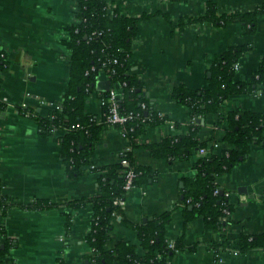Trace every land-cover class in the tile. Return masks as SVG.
<instances>
[{
  "label": "crops",
  "instance_id": "1",
  "mask_svg": "<svg viewBox=\"0 0 264 264\" xmlns=\"http://www.w3.org/2000/svg\"><path fill=\"white\" fill-rule=\"evenodd\" d=\"M78 0H0V49L8 68L0 72V98L8 105L0 114V180L3 193L16 205L34 200H49L56 208L28 211L19 207L0 214V242L8 239L15 246L3 256L6 264H87L92 250L86 243L91 231L92 207L71 208L73 200L97 195L99 173L94 170L119 162V155L129 147L128 140L116 127L108 126L92 156L91 165L77 179L68 177L60 156L59 136H41L33 117L19 113L27 109L34 117H46L50 104L58 105L69 81L70 51L64 42L67 28L76 25ZM217 15L252 13L264 6V0H215ZM109 13L139 18L149 16L138 25L132 41L127 73L141 84L140 90L152 107L163 115L156 127L142 126L139 147L132 153L137 165L149 167L152 180L133 188L124 198L121 215L111 218L112 249L119 241L138 244L134 228L127 227L122 217L140 226L169 211L180 199L183 179L194 175V163L201 157L196 152L189 161L168 162L152 158L143 145L157 144L165 137L185 136L192 121L183 105L171 98L172 90L184 85L200 90L207 87L210 65L226 50L246 46L247 51L235 64V81L249 82L264 56V14L257 18L255 32L245 35L242 24L215 25L193 22L181 29V19H196L206 10V0H108ZM115 88V87H114ZM111 89L110 81L99 73L94 92L87 98L85 113L96 123L103 119L101 95ZM119 98L121 95L119 94ZM241 110L264 111V94L234 95L225 100L220 114ZM216 115H207L196 123L202 128L201 141L213 143V154L228 146L214 143L223 137L215 128ZM228 193L233 210L220 233L204 229L200 219L186 232L187 245L194 251L177 253L170 264H264V249L239 252L237 248L212 250L207 243L219 235L234 241L239 234L264 235V143L253 145L250 153L230 173L217 179ZM182 183V187L180 186ZM173 212L166 238L177 239L182 231L181 208ZM3 233V234H2ZM2 234V235H1ZM137 252L142 254V250Z\"/></svg>",
  "mask_w": 264,
  "mask_h": 264
},
{
  "label": "trees",
  "instance_id": "2",
  "mask_svg": "<svg viewBox=\"0 0 264 264\" xmlns=\"http://www.w3.org/2000/svg\"><path fill=\"white\" fill-rule=\"evenodd\" d=\"M107 1L77 2L75 18L79 23L67 28L68 39L64 42L70 51V68L67 88L59 103L60 109H50L46 117H34L27 109H19V113L33 117L41 136H52L53 128L64 129V134L59 137L60 156L71 179L82 176L84 168L91 165L96 146L109 126L105 118L96 123L93 116L85 113L86 100L94 92L100 72L107 75L111 89L121 87L119 113H131L134 116L123 127H116L128 140L132 150L139 147L138 137L143 132L141 121L149 127H156L165 120L158 118L159 113L148 99L137 94L136 91L142 88V84L127 73L132 41L137 34L138 25L149 16L131 18L109 13ZM170 1L181 3L187 0ZM262 14L264 6L252 13L217 15L215 0H206V10L202 16L196 19H181L176 27L181 29L185 24L193 22H210L222 26L237 22L242 24L245 35L251 36L255 32L257 18ZM246 51V46L231 47L213 61L208 71L210 77L207 87L194 90L179 85L172 90L171 98L189 110L192 121L187 126L188 133L185 136L165 137L160 143L143 145V149L154 159L168 162L189 161L196 152L210 148L213 143L198 138L202 126L196 121L207 115L217 116V129L225 123L223 137L214 143H223L228 147L219 154L200 157L194 163V175L183 179V187L179 191L180 199L169 211L140 226H133L122 217V222L136 231L137 245L119 241L112 249H106L112 230L111 215L114 212L121 215V208L116 206L114 201L122 197L125 184L123 172L132 171L134 188L148 183L154 175L149 167L137 165L132 152L119 155V159L127 160V168L117 162L94 170L99 173L95 197L73 200L67 204L71 208L91 204V231L86 237V243L92 254L86 256L87 264H170V259L177 253L196 250L197 245H187L185 241L186 232L194 220L200 219L204 229L211 233H220L226 227L228 223L225 218L233 208L229 203L227 191L221 189L216 181L220 176L230 173L240 163V159L250 153L253 145L264 143V111L254 113L233 110L225 116L220 114L223 102L231 96L255 95L258 90L264 94V56L249 82H238L234 79L235 64ZM114 60L117 64H113ZM7 68L4 52L0 49V72ZM111 70L114 73H111ZM1 83L0 78V86ZM109 92L110 90L101 95V99L106 103ZM7 107V103L0 98V114ZM102 110L105 114L106 106H103ZM19 206L23 210L43 211L59 205L49 200H34L27 205L13 204L12 199L3 193L0 180V214L5 216L8 209ZM177 206L182 210V231L177 239L169 241L166 238L167 227ZM11 243L8 239L0 242V264H6L3 256L9 248L16 245ZM170 244L172 248H169ZM207 245L216 252L237 248L243 253L251 249H264V235L241 233L234 241L219 235L218 241L212 240ZM138 249L143 253L139 254Z\"/></svg>",
  "mask_w": 264,
  "mask_h": 264
},
{
  "label": "built area",
  "instance_id": "3",
  "mask_svg": "<svg viewBox=\"0 0 264 264\" xmlns=\"http://www.w3.org/2000/svg\"><path fill=\"white\" fill-rule=\"evenodd\" d=\"M77 22L79 23L78 20H77ZM113 64H117L116 60L113 61ZM111 73H114V71L111 70ZM120 88L117 87L116 89L110 90L109 96H108V99H107V103H106L105 100L101 99L102 107L106 106V109H107V112L105 114H103V118H105L106 119V123H108L109 126H112V127H123L128 120H130V119H132L134 117L131 113L128 114V115H121L119 113V103H118V101H119ZM105 103H106V105H105ZM49 106H50V109H58V110L60 109V105L59 104L58 105L50 104ZM142 108H144V105L142 106ZM158 118L162 119L164 117H163L162 114L159 113ZM140 123L142 124V126H145L143 121H141ZM51 131L53 133V136L56 135V136L60 137L61 135L64 134V129L53 128V129H51ZM121 134H122V132H121ZM122 136L124 137L123 134H122ZM132 151L133 150L130 147H128L120 155H123L124 152L125 153H129V152H132ZM213 153H214L213 152V146H212V148L211 147L207 148V149L204 148V149H201L199 151V154H200L201 157H207L209 155H214ZM119 162L124 168L128 167V162H127L126 159H124V158L119 159ZM123 174H124L125 184H124V187H123L122 197L121 198H117L114 201V204L116 206L120 207L121 209H122V206H123V203H124L125 195L134 188L132 186V181L134 179V174L132 173V171L131 170L130 171L126 170L125 172H123ZM116 214H118V213H116V212L112 213L111 218L115 217ZM169 248H172L171 244L169 245Z\"/></svg>",
  "mask_w": 264,
  "mask_h": 264
},
{
  "label": "water",
  "instance_id": "4",
  "mask_svg": "<svg viewBox=\"0 0 264 264\" xmlns=\"http://www.w3.org/2000/svg\"><path fill=\"white\" fill-rule=\"evenodd\" d=\"M136 92H137V94H139L140 97L144 96V93L140 89H138ZM197 122H199V121H197ZM240 160H242V159H240ZM180 186L182 187V183H180Z\"/></svg>",
  "mask_w": 264,
  "mask_h": 264
}]
</instances>
